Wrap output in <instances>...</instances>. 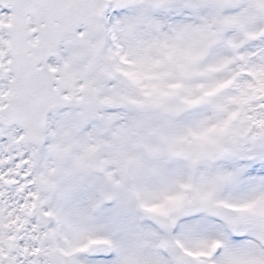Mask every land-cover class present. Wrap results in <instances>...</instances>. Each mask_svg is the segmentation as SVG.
Listing matches in <instances>:
<instances>
[{
	"label": "snow or ice",
	"instance_id": "6c2138e0",
	"mask_svg": "<svg viewBox=\"0 0 264 264\" xmlns=\"http://www.w3.org/2000/svg\"><path fill=\"white\" fill-rule=\"evenodd\" d=\"M0 264H264V0H0Z\"/></svg>",
	"mask_w": 264,
	"mask_h": 264
}]
</instances>
